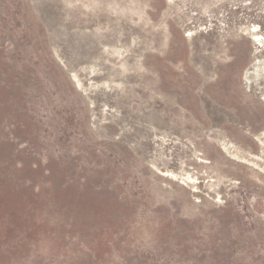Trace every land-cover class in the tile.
Listing matches in <instances>:
<instances>
[{"label": "rangeland", "instance_id": "obj_1", "mask_svg": "<svg viewBox=\"0 0 264 264\" xmlns=\"http://www.w3.org/2000/svg\"><path fill=\"white\" fill-rule=\"evenodd\" d=\"M255 56L264 0H0V264H264Z\"/></svg>", "mask_w": 264, "mask_h": 264}, {"label": "bare ground", "instance_id": "obj_2", "mask_svg": "<svg viewBox=\"0 0 264 264\" xmlns=\"http://www.w3.org/2000/svg\"><path fill=\"white\" fill-rule=\"evenodd\" d=\"M249 27H250L249 31L252 33V39L256 42L257 45L258 44L261 45L262 44L261 40L263 37L261 35V32L259 31L258 25H256L255 23H252L249 25ZM253 66H254V69L251 72L253 73L252 77L255 78L259 74V71L261 69L264 70V58L256 57L254 59ZM252 77H249L247 74H245V78H247L246 79L247 82H251ZM262 98L264 100V93H262ZM232 147H233V145L229 144V143H226L223 145V148L227 149V150H230ZM164 174L165 175H169V174L171 175V173H169V172H165Z\"/></svg>", "mask_w": 264, "mask_h": 264}, {"label": "water", "instance_id": "obj_3", "mask_svg": "<svg viewBox=\"0 0 264 264\" xmlns=\"http://www.w3.org/2000/svg\"><path fill=\"white\" fill-rule=\"evenodd\" d=\"M260 99L263 100V98L260 96Z\"/></svg>", "mask_w": 264, "mask_h": 264}]
</instances>
